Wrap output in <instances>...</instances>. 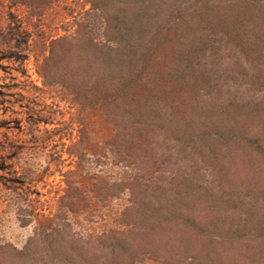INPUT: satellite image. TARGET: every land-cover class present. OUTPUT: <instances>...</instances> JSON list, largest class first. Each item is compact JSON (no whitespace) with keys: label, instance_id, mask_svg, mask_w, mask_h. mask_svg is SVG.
I'll list each match as a JSON object with an SVG mask.
<instances>
[{"label":"trees","instance_id":"trees-1","mask_svg":"<svg viewBox=\"0 0 264 264\" xmlns=\"http://www.w3.org/2000/svg\"><path fill=\"white\" fill-rule=\"evenodd\" d=\"M7 1L40 22L62 0ZM87 2L103 40L81 21L60 37L35 33L26 49L42 88L15 82L0 38L10 45L0 112H24L0 123L25 134L15 152L0 149V169L5 156L26 165L29 152L74 163L54 214L18 208L34 234L22 249L0 244V264H264V0ZM51 89L61 93L52 105L74 111L62 152ZM93 160L122 172H91ZM95 218L99 232L76 229Z\"/></svg>","mask_w":264,"mask_h":264},{"label":"rangeland","instance_id":"rangeland-1","mask_svg":"<svg viewBox=\"0 0 264 264\" xmlns=\"http://www.w3.org/2000/svg\"><path fill=\"white\" fill-rule=\"evenodd\" d=\"M89 9L87 0H62L47 8L42 20L38 22L31 17L26 8L14 6L7 0H0V38L8 37V41L13 47L11 52L14 56L13 59H5L1 62L4 65L14 66L16 69L13 73L15 82L21 83L29 76L30 82L35 86L43 87L42 80L36 72L34 59L26 51L37 32L46 38L60 37L66 33L74 32L79 22L86 21L91 24L96 39L103 40L104 22L98 13L89 14ZM4 46L10 50V45L7 46L6 44H0V49H4ZM1 74L5 77V73L1 72ZM5 83H9V81ZM46 93L44 97L49 98V111L59 112L61 115L58 118L65 117V121L60 126L56 125L54 136L55 142L58 143L56 152H62L64 151L62 142L69 146L70 140L76 137V128L69 123V114L74 111L65 103L57 106L52 105L53 98L55 102L60 101L61 93L58 89H51ZM18 115H24V112H0V122L3 120H10L11 122ZM49 128L55 127L50 126ZM104 129L106 128L101 121L95 119L92 123L94 134L98 135ZM24 136L23 130L15 122L9 125L0 123V149L7 148L15 152L25 143ZM25 154L22 153L20 158L25 160L26 165H21L17 158L5 156L1 164H6L9 167L0 169V178L4 182V187L0 184V244L11 243L18 249H22L27 244L34 234L35 227V224L25 228L20 225L16 217L18 208L24 207L28 210L33 208L44 210L46 214H54L58 199L65 189L62 174L74 166L71 158L65 153L59 154L62 156L59 161L50 157L52 153L35 156H30V152ZM93 161L88 165L91 172H104L112 179H117L122 172L109 160L105 161L104 164ZM21 166L27 170L24 172L27 174L26 177L30 179L28 183L22 185V181H18V174L23 172ZM34 176H42V179L38 180ZM100 227L97 218L92 222L83 219L76 221V229L84 233L99 232Z\"/></svg>","mask_w":264,"mask_h":264}]
</instances>
